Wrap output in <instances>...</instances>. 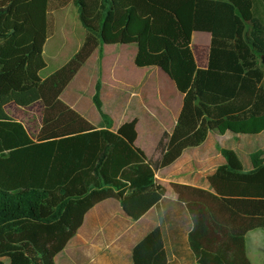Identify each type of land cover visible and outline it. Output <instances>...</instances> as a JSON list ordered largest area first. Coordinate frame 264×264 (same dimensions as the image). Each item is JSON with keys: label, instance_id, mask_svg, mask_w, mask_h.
<instances>
[{"label": "trees", "instance_id": "trees-1", "mask_svg": "<svg viewBox=\"0 0 264 264\" xmlns=\"http://www.w3.org/2000/svg\"><path fill=\"white\" fill-rule=\"evenodd\" d=\"M71 3L85 29L84 41L62 67L42 79L48 67L44 49L55 27L50 8ZM72 20L69 13V31ZM194 32L211 34L207 68L196 62ZM104 45H135L134 65L159 68L183 95L173 132H164L158 142L156 162L136 145L137 119L116 132L109 122L98 129L61 99ZM263 58L264 20L255 0H0V264L6 259L10 264H55L96 204L119 200L124 212L139 220L165 196L156 172L185 150L201 146L214 132H264ZM94 100L102 111L99 93ZM38 101L44 113L33 140L5 106ZM220 151L226 164L209 177L215 192L207 193L211 204L247 212L253 217L249 228L264 229V151L252 154L251 172H244L233 149ZM174 188L180 196L190 189ZM190 209L201 216L199 206ZM201 233L196 216L190 237L201 264H250L244 232L207 234L209 246L238 249L199 250L195 243L200 244ZM134 264H169L160 229L137 245Z\"/></svg>", "mask_w": 264, "mask_h": 264}, {"label": "crops", "instance_id": "crops-1", "mask_svg": "<svg viewBox=\"0 0 264 264\" xmlns=\"http://www.w3.org/2000/svg\"><path fill=\"white\" fill-rule=\"evenodd\" d=\"M207 34L211 37L210 33ZM199 49L203 64L199 65L196 59L198 67L207 68L210 46L206 54L202 45L199 46ZM136 52L137 48L136 50L133 48V59ZM95 54L96 52L80 72L93 60ZM137 75H140L143 90H151L153 93L156 119L150 120L144 116L128 118V100L125 98L126 96L123 98L122 90L117 87L102 91V101H104L102 110L108 116L109 125L114 132L124 123L137 119L138 138L136 145L145 152L149 160L156 162L159 152L151 155L147 153L146 147L140 143L143 138L142 133L144 130L149 132L151 129H155L154 124L159 123L162 129L159 140L164 132L171 134L182 110L183 95L177 91L174 83L159 68H141V72ZM48 76H41V78L46 79ZM73 81L62 94V101L79 112L98 129L106 128V123L96 124L94 118L82 113L73 100H68L65 97L67 91H70L74 97H78L76 93L81 89H78L76 84L72 86ZM5 110L8 115L24 125L31 139H37L44 113L42 101L28 107H19L10 103L5 106ZM29 119H32L33 123ZM254 136L264 139V132L259 135H241L231 131L221 135L214 132L209 134L201 146L185 150L176 162L156 172V183L165 188V196L139 220L130 218L124 212L119 200L108 199L96 204L86 213L82 226L70 239L64 250L56 256L55 264H134L135 248L155 229H160L162 233L169 264H201L191 244L190 237L195 229L196 216L197 219L199 218L202 231L200 244L195 243L197 249L204 250L210 247L218 249L220 246L223 249H238L235 246L226 247L227 244L220 243L209 246L207 234L221 237L223 234L232 232H244L245 249L250 264H264V229H250L249 226L253 217L249 213L234 210L231 212L230 208L225 210L220 206L222 202L211 204L207 195V193L215 194L209 177L213 176L219 167L226 164L220 148L233 149L242 161L244 172L253 171L254 165L251 156L259 150L264 151V143L253 148L241 146V144ZM174 185L185 186L190 189H183L180 196ZM246 205L249 207L248 204ZM190 206L193 209L199 206L201 216L198 217V213L191 211Z\"/></svg>", "mask_w": 264, "mask_h": 264}, {"label": "rangeland", "instance_id": "rangeland-1", "mask_svg": "<svg viewBox=\"0 0 264 264\" xmlns=\"http://www.w3.org/2000/svg\"><path fill=\"white\" fill-rule=\"evenodd\" d=\"M255 2L256 9L264 20V2L262 0H255ZM50 11L54 18L55 27L45 47L44 54L48 67L41 73L42 77L48 76L62 67V64L67 62L79 50L78 47L82 46L86 35L85 29L79 20L77 9L72 3L58 9L51 6ZM69 13L73 19L72 31L66 28L67 15ZM210 38L207 33H195L193 35L192 48L199 65L203 64L199 46L202 45L205 48L206 54L209 51ZM133 48L136 50L135 45L100 46L96 51L95 57L92 58L93 60L87 64L72 83V86L76 84L77 88L81 89L76 93L78 97H74L70 91H67L65 95L68 100L74 101L76 107L82 113L94 118L96 124H107L109 120L103 110L99 111L97 108L94 97L99 93L103 106L102 91L104 92L113 87L121 89L123 98L126 96L125 98L128 100V118L144 116L150 120L156 119L153 93L151 90H143L142 88L140 75H137L141 72V69L134 65ZM99 83L100 88L98 89ZM173 89L175 90L174 86ZM166 91L168 92L169 90L167 89ZM118 108L120 109V107ZM103 116H106V118ZM29 121L33 123L32 119H29ZM154 125L155 129L153 128L149 132L143 131V138L140 142L146 147L149 155L158 153L157 143L162 132L159 123ZM261 143H264V139L254 136L250 137L248 141L242 142L241 146L253 148ZM242 157L244 158L243 155ZM4 262L5 264H10L9 259Z\"/></svg>", "mask_w": 264, "mask_h": 264}, {"label": "water", "instance_id": "water-1", "mask_svg": "<svg viewBox=\"0 0 264 264\" xmlns=\"http://www.w3.org/2000/svg\"><path fill=\"white\" fill-rule=\"evenodd\" d=\"M263 60H264V58H263Z\"/></svg>", "mask_w": 264, "mask_h": 264}]
</instances>
